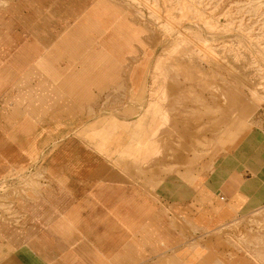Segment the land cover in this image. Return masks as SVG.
<instances>
[{
	"label": "crops",
	"instance_id": "crops-1",
	"mask_svg": "<svg viewBox=\"0 0 264 264\" xmlns=\"http://www.w3.org/2000/svg\"><path fill=\"white\" fill-rule=\"evenodd\" d=\"M120 36L118 5L109 0H17L0 6V184L20 191L0 195V205L12 210L8 215L0 209V264H221L200 237L264 200V131L253 133L254 111L246 130L236 128L242 132L239 166L256 177L234 171L209 187L195 177L201 198L184 197L183 184L166 178L135 177L164 169L142 160L153 155L145 151L124 155L133 133L145 127V115L133 127L114 115L101 118L104 141L114 137L121 143L104 150V144L87 146L78 132L99 121L102 89L119 83H87L86 76L103 75V59H119ZM109 70L113 79L119 75V69ZM130 86L135 96L136 85ZM160 90L164 94L148 108L154 117H169L160 103L169 90L199 104L183 86ZM213 102L206 103L221 110L224 122L243 119L237 117L240 105L233 114ZM128 128L134 132L121 131ZM231 129L222 131L215 153L230 150L238 137ZM23 172L42 176L28 181L35 185L26 195L24 181L10 179ZM238 259L229 264H247Z\"/></svg>",
	"mask_w": 264,
	"mask_h": 264
},
{
	"label": "rangeland",
	"instance_id": "rangeland-1",
	"mask_svg": "<svg viewBox=\"0 0 264 264\" xmlns=\"http://www.w3.org/2000/svg\"><path fill=\"white\" fill-rule=\"evenodd\" d=\"M16 1L0 0V6ZM109 1L118 5L120 35H123L120 39L124 41L116 45L119 59H103L98 67L104 74L88 75L86 79L87 83L119 84L102 89L95 111L99 121L85 125L78 132L87 146L101 149L99 145L104 144V150L118 143L114 137L104 141L105 134L101 131L105 126L101 118L114 115L133 127L135 120L145 115V127L133 133L131 145H126L128 153L124 155L145 151L154 156L151 155L150 161H147L150 155L142 160L163 165L164 169L136 172V178H146L145 175L157 181L166 178L175 185L183 184L184 197L201 198L200 190L193 188L195 177H203L208 187L210 183L220 184L234 171L247 178L256 177L255 171L242 168L238 160L240 129L246 130L245 121L253 111L250 120L256 126L253 133L264 131V0ZM110 68L119 69L116 81L109 74ZM131 73H137L134 80L128 77ZM130 84L136 85L135 96ZM169 85L188 89L199 104L185 101L169 90L168 96L160 100L169 117H154L152 111L148 112L149 104L161 98L164 93L160 89ZM211 101L230 107L233 114L237 113L234 107L240 105L237 117L243 119L233 120L235 125L224 122L221 110L206 103ZM130 128L121 131L134 132ZM225 128H232L233 132L237 129L238 137L229 145L230 150L219 149L215 153V148H221L218 140ZM10 179L23 180L22 193L26 195L35 185L28 181L42 176L23 172ZM173 190L167 188L168 192ZM16 192L20 193L5 182L0 184V195ZM0 209L8 215L12 213L9 205H0ZM263 239L264 200L260 203L259 199L257 206L242 209L233 222L203 234L199 240L209 244L215 260L221 264L237 261L239 257L246 258L247 264H264L260 258ZM261 253L264 258V251Z\"/></svg>",
	"mask_w": 264,
	"mask_h": 264
},
{
	"label": "bare ground",
	"instance_id": "bare-ground-1",
	"mask_svg": "<svg viewBox=\"0 0 264 264\" xmlns=\"http://www.w3.org/2000/svg\"><path fill=\"white\" fill-rule=\"evenodd\" d=\"M263 10V9H262Z\"/></svg>",
	"mask_w": 264,
	"mask_h": 264
}]
</instances>
